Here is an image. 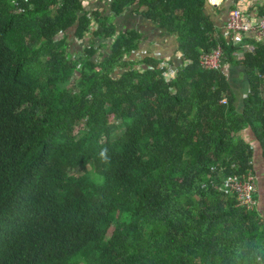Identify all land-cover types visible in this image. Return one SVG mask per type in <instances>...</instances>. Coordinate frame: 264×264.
<instances>
[{
	"label": "trees",
	"instance_id": "16d2710c",
	"mask_svg": "<svg viewBox=\"0 0 264 264\" xmlns=\"http://www.w3.org/2000/svg\"><path fill=\"white\" fill-rule=\"evenodd\" d=\"M207 1L0 0V264H264V212L223 187L264 163V45L239 58ZM130 9L178 36L172 79Z\"/></svg>",
	"mask_w": 264,
	"mask_h": 264
},
{
	"label": "crops",
	"instance_id": "0c3cea01",
	"mask_svg": "<svg viewBox=\"0 0 264 264\" xmlns=\"http://www.w3.org/2000/svg\"><path fill=\"white\" fill-rule=\"evenodd\" d=\"M111 2L112 0H83L84 9L88 12L96 9H100L104 12L108 11ZM235 10L244 12L251 25L255 26L264 16V0H219L217 4H213L211 0H208L205 7V13L209 17L215 31H219L222 35H225L228 41L234 43L238 47L242 45L244 47L247 44L256 46L257 41L255 40L254 32L234 34L230 37L225 31L229 13ZM115 23H117L118 27L121 29L134 30L141 34L142 40L139 45V51L133 55V58H143L146 57V55H153L162 59V61L169 60V62H173L172 64L175 68H178V66L183 63V53L179 52L178 36L171 35L161 30L151 21L145 19L139 13H136V10L130 9L125 11L120 17L115 18ZM243 56L244 52H242L239 58H243ZM223 66H226V70L224 71L228 73L230 84L234 86V90L237 92L238 103L240 106H243L244 99L249 92L246 69L243 70V66L229 65L226 60ZM248 133L249 131L246 132L245 136L250 135V140L253 141L251 142L257 147L258 144L254 143L252 133ZM260 210L264 212L263 207H260Z\"/></svg>",
	"mask_w": 264,
	"mask_h": 264
},
{
	"label": "built area",
	"instance_id": "2783aa9c",
	"mask_svg": "<svg viewBox=\"0 0 264 264\" xmlns=\"http://www.w3.org/2000/svg\"><path fill=\"white\" fill-rule=\"evenodd\" d=\"M219 0H211L213 4H217ZM225 31L229 34L230 37L234 34L240 33H255V40L257 43L264 45V16L259 20L257 25L252 26L248 21L246 15L241 10H235L229 13ZM243 52L255 51L256 46L253 44H247L242 47ZM201 64L206 69L211 70H221L224 66L225 58L223 50L220 46L213 49L211 52H203L200 57ZM162 66H166L167 70L164 72V75L167 80L175 77L177 73V68L171 65L169 62L163 60ZM227 99L222 101V104H226ZM257 176L255 173L249 172L244 175L242 178H228L224 180L223 187H228L230 192H234L239 200V203L246 208L253 210L258 207L257 199L255 194L257 193Z\"/></svg>",
	"mask_w": 264,
	"mask_h": 264
},
{
	"label": "rangeland",
	"instance_id": "374dc122",
	"mask_svg": "<svg viewBox=\"0 0 264 264\" xmlns=\"http://www.w3.org/2000/svg\"><path fill=\"white\" fill-rule=\"evenodd\" d=\"M85 45H86V42H85ZM82 46H83V43L77 42L76 39L74 38L73 48H72L73 51L74 52L80 51ZM241 55H242V52L239 51V56L241 57ZM166 61L169 62V60H166ZM242 69L244 70L245 68H242ZM123 131H124V129L122 128L119 131V134L121 135L123 133ZM248 134H251V132H249ZM248 136H250V135H248ZM248 138L250 139L251 137H248ZM257 151L259 152L256 156V168H257V174H258V178L256 179L257 180V188H258L257 194H259L261 197V201H259L258 204H260V207H263V209H264V163H263L262 159L260 158V156H262V149L260 148V146H259ZM113 230H114V228L110 229L108 235H111Z\"/></svg>",
	"mask_w": 264,
	"mask_h": 264
}]
</instances>
